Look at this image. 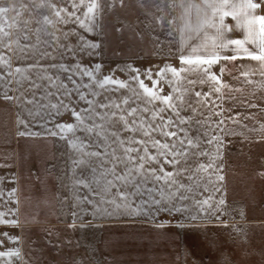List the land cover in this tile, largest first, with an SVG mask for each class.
<instances>
[{
	"label": "snow or ice",
	"instance_id": "1",
	"mask_svg": "<svg viewBox=\"0 0 264 264\" xmlns=\"http://www.w3.org/2000/svg\"><path fill=\"white\" fill-rule=\"evenodd\" d=\"M168 7L172 5L165 0H63V5L41 0L21 4L22 10L0 8V16L15 11L19 18L12 23L5 19L0 26V104L17 110V137L38 141L29 194L23 197L35 211L29 212L25 223H41V209L49 206L50 196L61 205V215L71 216L69 228L90 227L91 221L86 224L84 219L89 214L93 220L124 217L135 222L134 218L145 217L154 222L157 214L167 212L172 220L156 223L157 228L185 229V219L197 218L184 216L189 202L209 216L222 215L227 143L232 137L248 142L237 128L264 131V122L259 129L244 122L254 119V113L244 116L225 107V103L246 109L259 105L227 95L242 89L225 82L223 75L229 62L248 59L258 62L257 70L264 76V0L189 4L203 16L200 29L206 26L215 32L191 48V53L205 55L183 54L182 43L179 67L163 63L158 70L141 71L125 63L105 74L103 61H93L105 42L89 39L87 34L93 32L107 40L110 31L122 43L126 36L139 43L148 41L163 55L165 41L160 37L172 35L173 21L162 14ZM229 16L234 27L225 22ZM236 28L243 30V39L228 36ZM171 44L167 41L169 56L174 55ZM213 66H219L218 73ZM117 71L127 79L116 76ZM255 74L244 71L240 76ZM233 79L239 82V76ZM50 138L63 142L65 151L50 153ZM0 185L4 186L0 225L21 228L24 190L17 186L18 177L0 176ZM216 193H221L219 199ZM232 227L231 245L216 248L215 264H248L255 258L248 232ZM40 231L47 233L46 240L30 241L24 251L0 250V258L48 264L46 250L60 254L63 241L52 228ZM19 241L0 232V248ZM259 251L264 264V247ZM185 255L191 253L185 250ZM70 264L80 261L71 257Z\"/></svg>",
	"mask_w": 264,
	"mask_h": 264
},
{
	"label": "rangeland",
	"instance_id": "2",
	"mask_svg": "<svg viewBox=\"0 0 264 264\" xmlns=\"http://www.w3.org/2000/svg\"><path fill=\"white\" fill-rule=\"evenodd\" d=\"M14 2L18 5V9L22 10L21 4L40 3L41 0H14ZM52 2L63 5V0H52ZM87 35L95 42L105 41L102 54L92 58L94 62L103 61L105 74L117 65L122 66L125 63L132 64L141 71L148 68L158 70L163 63L180 66L177 60L164 59L169 57L167 42L164 54L161 55L148 41L139 43L126 36L122 43L115 40L114 34L110 31L107 40L98 36L96 32ZM160 39L164 40L163 36ZM166 40L169 41L168 38ZM171 48L173 51V44ZM241 68L242 64L239 61L227 64L223 80L242 89L240 92H228L227 95L235 96L238 100H250L259 107L237 108L235 103H225V107L239 111L244 116L254 113V119L244 122L248 128L259 129L260 122H264V111L261 110L264 109V95H261L262 98L256 95L252 100L250 99L247 86L242 84ZM213 71L218 73L219 66H213ZM115 75L127 79L122 72L117 71ZM233 76H239V82L234 80ZM204 90L206 91L207 87ZM168 91L169 89L165 87V93ZM68 121L71 122L70 119ZM237 131H242L248 137V142L242 137H232L227 143L222 161L224 165L222 174L225 180L221 186L225 205L219 219L199 211L189 202L184 216L197 218L185 219L184 223L187 225L185 229H177L174 226L157 228L156 223L172 220L167 212H160L154 222L145 217L137 221L136 217L135 223H130L132 221L128 218L119 217L114 219L128 223L107 227L97 226L93 227V230L84 227L77 230V236H74L72 230H64L59 234L66 258L63 260L64 264H70L71 257H75L80 264H182L185 259L188 260V264H215L216 248L227 249L231 245L233 225L245 229L252 240L255 258H249L248 264H261L259 249L264 247V219L255 222L238 219L264 218V176L260 175L264 172V142H258L260 137H264V131L249 132L240 128H237ZM47 149L50 153L55 152L56 155H60L63 152L62 142L47 141ZM220 195L221 193H216V199H219ZM179 218L177 216V219ZM67 244L71 247H64ZM185 250L190 252L191 256H186Z\"/></svg>",
	"mask_w": 264,
	"mask_h": 264
},
{
	"label": "crops",
	"instance_id": "3",
	"mask_svg": "<svg viewBox=\"0 0 264 264\" xmlns=\"http://www.w3.org/2000/svg\"><path fill=\"white\" fill-rule=\"evenodd\" d=\"M59 4V2H57ZM166 4H171L172 7L165 8V14L168 19L173 21L172 24V35L163 36L165 43L166 38L172 41L173 44V56L165 57L164 59L177 60L180 54L179 49L183 43L185 55H205L206 53H191L192 47H199L205 41V36L208 37L214 35L215 30L207 28L200 29V25L203 19L202 14H199L195 7H189V4L196 5L200 4L201 0H165ZM12 8L18 9V5L14 0H0V8ZM163 7V5H162ZM15 17V11H9L7 17L0 16V26L4 24V20L7 19L9 23H12ZM19 19V18H16ZM225 22L229 27H234L235 21L229 16L225 17ZM187 26V27H186ZM197 29H200L198 32ZM231 38L243 39L244 32L242 29H234L233 32L228 33ZM209 47L211 46V41H208ZM250 47V45H246ZM231 55L232 53H227ZM242 64L241 72L244 71H256L255 75H250L247 78L242 76V84H245L250 93V99L252 100L256 95L262 98L264 95V76L260 75L257 70L259 65L256 61H251L248 59L237 60ZM251 80L253 83H246L245 80ZM254 94V95H253ZM16 109L14 107H9L7 105L0 104V176H12L18 177V185L23 189V194L21 195V205H20V220L21 228H12L0 225V232L7 231L10 234L20 238L18 243H7L6 248H0V250L7 249H21L22 251L27 250L31 245L30 241H36L38 239L46 240L47 233L41 232L40 229L52 228L56 231L57 235L61 234L64 230H72L74 236H77V230L81 229L77 224L76 228H69L68 225L73 223L71 216L61 215V205L55 201L51 196L49 197V206L47 208L41 209L40 224L25 223L24 221L29 215L30 211H35V209H29L23 197L27 196L29 188V172L30 170L35 171V165L37 162L36 154V144L38 141L17 137V128L15 125L16 119ZM69 118L65 117L68 121ZM39 130V129H34ZM58 141V138H50L48 141ZM52 145V144H51ZM53 147V145H52ZM62 150L65 151V145L62 142ZM55 153V152H54ZM3 165H7L6 167ZM0 187H4L0 185ZM53 194H55V188H53ZM15 207V206H13ZM6 211V209H3ZM144 217H137V221L142 220ZM87 224L91 221V226L86 227L88 230H93V227H107L113 226L114 224H126L127 221H120L118 219H95L93 220L89 214L84 218ZM264 219V218H261ZM135 223V222H130ZM139 223V222H138ZM23 229V231H22ZM62 248V247H61ZM46 256L48 257V264H64L63 260L65 258V252L62 249L60 254H55L54 250L47 251ZM0 264H19V262L14 257L10 258H0Z\"/></svg>",
	"mask_w": 264,
	"mask_h": 264
},
{
	"label": "trees",
	"instance_id": "4",
	"mask_svg": "<svg viewBox=\"0 0 264 264\" xmlns=\"http://www.w3.org/2000/svg\"><path fill=\"white\" fill-rule=\"evenodd\" d=\"M231 220H235L236 221L237 219H231ZM238 220H246V221H254L255 222V221H259V220H263V219H253V218H248L247 217L246 219L245 218H243V219L239 218Z\"/></svg>",
	"mask_w": 264,
	"mask_h": 264
}]
</instances>
